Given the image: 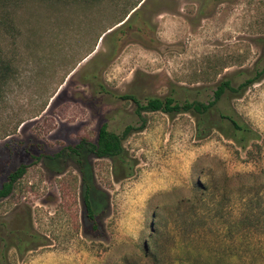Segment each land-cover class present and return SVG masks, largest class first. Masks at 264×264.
<instances>
[{
  "label": "rangeland",
  "instance_id": "rangeland-1",
  "mask_svg": "<svg viewBox=\"0 0 264 264\" xmlns=\"http://www.w3.org/2000/svg\"><path fill=\"white\" fill-rule=\"evenodd\" d=\"M263 39L264 0H0V60L14 70L0 91V186L23 168L0 199V264H147L152 229L163 249L180 238L182 220L203 224L207 238L236 219L252 228L235 264H264ZM259 75L215 105L256 134L245 150L214 128L197 138L190 114H137L122 98L207 103L220 83L236 88ZM102 124L118 136L131 128L121 141L127 178L114 176L109 159L83 150L78 164L68 149L93 143ZM196 182L213 218L184 216L202 193Z\"/></svg>",
  "mask_w": 264,
  "mask_h": 264
},
{
  "label": "trees",
  "instance_id": "trees-1",
  "mask_svg": "<svg viewBox=\"0 0 264 264\" xmlns=\"http://www.w3.org/2000/svg\"><path fill=\"white\" fill-rule=\"evenodd\" d=\"M133 9V8H132ZM136 11V10H134ZM133 11V12H134ZM132 14V13H131ZM130 15L126 20H121L119 26L128 25ZM128 21V22H127ZM112 31L106 34H110ZM105 36V35H104ZM103 36V37H104ZM102 37V38H103ZM101 38V39H102ZM262 57L264 59V39H263V49ZM264 71V70H263ZM264 73V72H263ZM14 76V70L9 65V61L0 60V91L7 84L9 79ZM260 77H253L245 80L243 83L238 85L236 88L230 86L228 81H224L217 85L216 89L213 91L212 100L207 103H201L198 101L192 102H178L175 98L171 96L149 97L146 98L144 104H140L133 96H122V98L130 100L136 108V113L140 112H160L165 115L171 116L175 114H190L195 119V134L197 138H202L206 136L210 129H216L224 138L233 142L241 150H245L248 145L255 147L254 141L257 139L256 134L247 126L239 123L230 117L223 116L216 109L215 105L220 99V96L224 92H229L230 94H239L242 89L247 85L252 84ZM210 113L217 114L220 120L224 119L228 122L227 127L219 126V123H215L209 117ZM130 127H126L121 136H118L112 132L107 131L104 124L100 125L97 130L96 138L93 143L81 140L74 147L68 149L73 153L78 164L81 151L85 150L92 157L97 159H109L112 162V173L118 179H124L130 176V166L126 165V156L121 145V141L125 134L130 130ZM250 142V143H249ZM248 153V152H247ZM120 166L119 175L115 174V167ZM83 170L81 169V174ZM23 174V168L19 167L14 172L10 173L6 181L0 186V199L5 198L12 190L13 186L16 184L20 176ZM245 178L244 176H241ZM247 177V176H246ZM259 181L264 180V169L259 171L257 175ZM195 189L202 192L199 195H194L189 201V212L185 217L188 220H196V217H200L203 214L209 218H213L211 211L205 207L206 204L202 203V196L204 192V187L196 182L194 184ZM243 186L240 184L238 190L242 189ZM90 188L85 183L83 185V191L81 196V203L85 214V219L90 222L92 230L97 229V224L95 223V210L93 203L90 198ZM231 191V187L223 186L220 191V196L224 199L225 195ZM241 200V199H240ZM183 200H178L175 203V207L179 208ZM200 206V207H198ZM221 206V205H220ZM205 208L206 212L199 213L198 210ZM243 215V214H242ZM201 219L203 217H200ZM243 219V218H242ZM232 224L228 225L224 229L223 233H215V231L207 230V233L214 232V237L211 235L207 238L204 237V232H202L203 224H187L184 220L176 225V229L173 231L175 233H180V238L176 241L170 240L169 243L163 244V249L158 248L157 240L160 234L158 230H151L149 239L151 242V247H143V258H146L147 264H173L177 263H192L200 264H230L227 261L230 258H236L238 256L237 251H242L243 249L249 247V243L246 241V235L249 234L251 226H241L242 220H234ZM162 234L165 236H170L168 231ZM169 244V245H166ZM46 244H40L39 246H45ZM236 246V247H235ZM235 247V248H234ZM173 254V256H171ZM162 257V259H160ZM175 257V258H171ZM239 258V257H238ZM139 264V263H137Z\"/></svg>",
  "mask_w": 264,
  "mask_h": 264
},
{
  "label": "crops",
  "instance_id": "crops-1",
  "mask_svg": "<svg viewBox=\"0 0 264 264\" xmlns=\"http://www.w3.org/2000/svg\"><path fill=\"white\" fill-rule=\"evenodd\" d=\"M228 263H230V264H235L236 263V259L233 257V258H230L228 261H227ZM55 264H61V263H55ZM173 264H192V263H177V262H173ZM200 264H203V261H201V263Z\"/></svg>",
  "mask_w": 264,
  "mask_h": 264
},
{
  "label": "flooded vegetation",
  "instance_id": "flooded-vegetation-1",
  "mask_svg": "<svg viewBox=\"0 0 264 264\" xmlns=\"http://www.w3.org/2000/svg\"><path fill=\"white\" fill-rule=\"evenodd\" d=\"M20 167H22V166H20ZM18 168H19V167H18ZM16 169H17V168H16ZM22 175H23V174H22ZM22 175H21V176H22ZM21 176H20V178H21ZM20 178H19V179H20ZM19 179H18V180H19Z\"/></svg>",
  "mask_w": 264,
  "mask_h": 264
}]
</instances>
